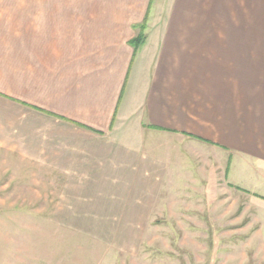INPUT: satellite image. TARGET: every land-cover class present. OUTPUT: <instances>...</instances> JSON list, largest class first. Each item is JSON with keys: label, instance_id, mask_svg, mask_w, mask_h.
<instances>
[{"label": "crops", "instance_id": "0c3cea01", "mask_svg": "<svg viewBox=\"0 0 264 264\" xmlns=\"http://www.w3.org/2000/svg\"><path fill=\"white\" fill-rule=\"evenodd\" d=\"M247 1L0 0V31L21 33L20 59L8 60L20 67L6 76L20 94L0 97L21 111L24 165L80 192L84 207L130 211V223L159 200H205L223 177L245 189L238 169L247 184L253 161L264 166V39ZM106 210L105 222L125 218Z\"/></svg>", "mask_w": 264, "mask_h": 264}, {"label": "rangeland", "instance_id": "374dc122", "mask_svg": "<svg viewBox=\"0 0 264 264\" xmlns=\"http://www.w3.org/2000/svg\"><path fill=\"white\" fill-rule=\"evenodd\" d=\"M62 1L67 7L105 9V0ZM249 1L247 22L254 19L253 36L260 41L264 0ZM3 3L21 10L23 0ZM20 34L16 27L12 33L0 31V90L17 88L18 94L20 83L6 76L20 67L8 62L20 59L16 54L21 52ZM255 53L264 54V49L255 47ZM21 141V111L0 97V264H264L261 162L253 161L247 184L244 170L238 169L237 179L243 180L245 189L232 187L223 177L215 191H207L205 200L193 193L189 200H159L146 209L149 214L137 218L142 220L138 223L126 222L130 211L102 209L107 217L125 214L122 222H105L96 213L101 212L81 205L84 197L80 205L73 199L80 192L62 190L57 177L28 169L24 163L30 161L22 159ZM119 162L112 166L119 167ZM86 177L79 176V181ZM109 197L115 201L114 194Z\"/></svg>", "mask_w": 264, "mask_h": 264}, {"label": "trees", "instance_id": "16d2710c", "mask_svg": "<svg viewBox=\"0 0 264 264\" xmlns=\"http://www.w3.org/2000/svg\"><path fill=\"white\" fill-rule=\"evenodd\" d=\"M147 16H148V11H147V13H146V15H145V18H144V20H143V22H142V24H141V27H140V32H139V34L137 35V37L134 39V41H133V43H134V49H136L137 48V46L140 44V42L143 40V38H144V29H145V24H146V20H147ZM227 168H228V165H227V167H226V170H227ZM236 189H241L240 187H238V186H234ZM262 198H264V197H262Z\"/></svg>", "mask_w": 264, "mask_h": 264}]
</instances>
